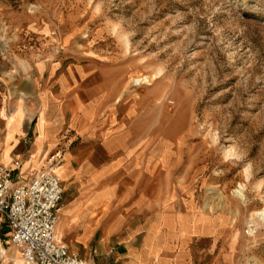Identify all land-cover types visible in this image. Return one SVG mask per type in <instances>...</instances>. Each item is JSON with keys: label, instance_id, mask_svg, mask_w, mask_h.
Returning a JSON list of instances; mask_svg holds the SVG:
<instances>
[{"label": "rangeland", "instance_id": "rangeland-1", "mask_svg": "<svg viewBox=\"0 0 264 264\" xmlns=\"http://www.w3.org/2000/svg\"><path fill=\"white\" fill-rule=\"evenodd\" d=\"M86 55L150 106L189 199L231 221L235 264H264V0H0V105L36 63Z\"/></svg>", "mask_w": 264, "mask_h": 264}, {"label": "crops", "instance_id": "crops-1", "mask_svg": "<svg viewBox=\"0 0 264 264\" xmlns=\"http://www.w3.org/2000/svg\"><path fill=\"white\" fill-rule=\"evenodd\" d=\"M34 70L0 105V164L27 179L61 156L56 236L70 253L86 264H235L231 221L189 199L188 171L172 169L167 142L154 146L141 119L151 108L126 95L116 67L86 55ZM9 235L0 215V264H31Z\"/></svg>", "mask_w": 264, "mask_h": 264}, {"label": "built area", "instance_id": "built-area-1", "mask_svg": "<svg viewBox=\"0 0 264 264\" xmlns=\"http://www.w3.org/2000/svg\"><path fill=\"white\" fill-rule=\"evenodd\" d=\"M60 158L27 179L0 164V215L10 230L8 240L31 264H86L56 236L63 191L56 171Z\"/></svg>", "mask_w": 264, "mask_h": 264}, {"label": "bare ground", "instance_id": "bare-ground-1", "mask_svg": "<svg viewBox=\"0 0 264 264\" xmlns=\"http://www.w3.org/2000/svg\"><path fill=\"white\" fill-rule=\"evenodd\" d=\"M148 76L142 78H136L134 81L136 84H141V82L146 81L149 82ZM257 215L264 219V208L257 212Z\"/></svg>", "mask_w": 264, "mask_h": 264}]
</instances>
